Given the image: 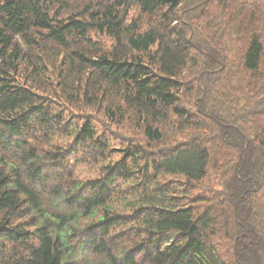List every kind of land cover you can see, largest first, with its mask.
Instances as JSON below:
<instances>
[{"label": "trees", "instance_id": "obj_1", "mask_svg": "<svg viewBox=\"0 0 264 264\" xmlns=\"http://www.w3.org/2000/svg\"><path fill=\"white\" fill-rule=\"evenodd\" d=\"M187 1L0 0V264H264V16L237 0ZM211 1L204 36L195 10ZM56 59L69 103L130 119L142 140L111 150L87 120L73 133L19 76ZM203 117L215 146L184 133ZM171 125L181 142L166 148ZM88 161L96 177L76 179ZM220 167L205 207L192 192Z\"/></svg>", "mask_w": 264, "mask_h": 264}, {"label": "rangeland", "instance_id": "obj_2", "mask_svg": "<svg viewBox=\"0 0 264 264\" xmlns=\"http://www.w3.org/2000/svg\"><path fill=\"white\" fill-rule=\"evenodd\" d=\"M206 0H188L186 6L188 9H192L202 3H204ZM214 2H210L206 4L204 7L199 8L195 10V13L201 12L200 16H196L198 18V22L202 23L198 29H195V32H201L202 35L205 36V32L208 31L206 27V23L214 17L216 13H218V10L216 9V6L213 4ZM238 5H240L242 8H245L249 11H246L248 13L255 12H262L264 16V0H237L236 2ZM257 7V9H256ZM256 9V10H255ZM136 14L135 12L131 13V17H134ZM231 16H237L236 12L232 10L230 12ZM193 18V17H191ZM204 32V33H203ZM263 36V43H264V30L262 31ZM95 39L100 40L104 44L111 46L113 43L112 41L103 35H94ZM201 40V39H200ZM228 54L227 57H229L231 63L236 64L239 63V56L236 51H234L231 47V45H228ZM51 57V56H49ZM35 59V58H33ZM44 60V59H43ZM37 63L40 64V61H37ZM57 59L55 61V67H53L50 64H47V62L42 61V63L38 67V71H31L26 65L22 64L21 71L19 72V76H22V79H25V82L31 83V80L33 82H37V85L39 89L43 92L44 95H47L51 97V99L55 102V108L58 111L63 112L64 116L68 121H72L73 123V133L78 129L81 128V125L87 121L91 123V125L95 128L97 134L99 136H106L109 138L110 143L109 147L111 150H118L126 148L129 145L135 144V141H141L142 137L139 136V130H134L132 128L133 125L130 124V119L128 121H120L119 124L115 123L114 121L106 118V116L103 113V110L98 108L97 106L93 107H87L85 104H71L69 101H76L74 98H70V91L61 86V78L58 77V67H57ZM188 74H183V78L187 77ZM23 81L19 82L20 84ZM42 94V93H41ZM56 96V97H55ZM188 95L180 97V105L183 107V109L194 111V108L196 107L194 98L187 97ZM66 102H68L69 105H67ZM260 101V98H259ZM170 120L172 123H177V119L174 116H170ZM199 123L201 124V130H198V132L192 131L191 128H187L184 130V133L186 134L187 138L190 133H200L201 135L205 136L204 138L208 141H210V144L215 143L216 141H213L211 139L214 138V135L217 134L216 129L212 125V119L209 117H203L198 118ZM171 123V124H172ZM176 128V125L173 127V125L170 126V128H166V135L167 138L165 140L166 148L173 145V142H181L179 140H174L172 134L174 133V129ZM203 128V130H202ZM185 134L177 133V137H181ZM210 138V139H209ZM174 140V141H173ZM52 142L58 143V145H66L68 143L72 142V138H53ZM216 144H212V146H215ZM118 154L114 155L112 158L116 160L118 158ZM97 169L98 165L92 164L89 161L86 163H78L75 167H72V170L74 172V176L78 180H88L91 178H95L97 175ZM224 167L217 168L216 170H211L208 173L207 179L202 183L201 186L196 187L193 192L192 196H198L201 198H204L206 201L204 202V206L208 207L210 205L211 197L216 198L217 197V191H220V184L221 181H223V175L222 172ZM264 201V200H263ZM264 208V205H263ZM225 245L223 244L221 248H223Z\"/></svg>", "mask_w": 264, "mask_h": 264}]
</instances>
